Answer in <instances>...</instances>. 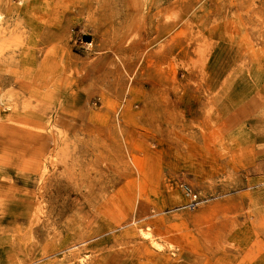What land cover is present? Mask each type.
<instances>
[{"label": "rangeland", "instance_id": "1", "mask_svg": "<svg viewBox=\"0 0 264 264\" xmlns=\"http://www.w3.org/2000/svg\"><path fill=\"white\" fill-rule=\"evenodd\" d=\"M0 264H264V0H0Z\"/></svg>", "mask_w": 264, "mask_h": 264}, {"label": "built area", "instance_id": "2", "mask_svg": "<svg viewBox=\"0 0 264 264\" xmlns=\"http://www.w3.org/2000/svg\"><path fill=\"white\" fill-rule=\"evenodd\" d=\"M181 190L184 196L188 199V204L185 207L189 210H194L200 204L198 194L185 184L181 185Z\"/></svg>", "mask_w": 264, "mask_h": 264}, {"label": "bare ground", "instance_id": "3", "mask_svg": "<svg viewBox=\"0 0 264 264\" xmlns=\"http://www.w3.org/2000/svg\"><path fill=\"white\" fill-rule=\"evenodd\" d=\"M150 245V244H149ZM144 246V245H143ZM156 247V246H155ZM154 249V248H153ZM132 252V251H131Z\"/></svg>", "mask_w": 264, "mask_h": 264}]
</instances>
